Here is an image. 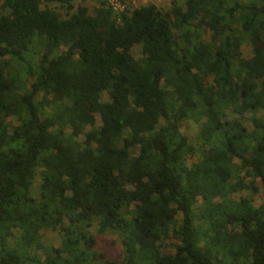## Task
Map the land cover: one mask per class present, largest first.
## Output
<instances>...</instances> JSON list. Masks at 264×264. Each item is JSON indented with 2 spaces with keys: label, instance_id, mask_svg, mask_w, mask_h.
Returning <instances> with one entry per match:
<instances>
[{
  "label": "trees",
  "instance_id": "trees-1",
  "mask_svg": "<svg viewBox=\"0 0 264 264\" xmlns=\"http://www.w3.org/2000/svg\"><path fill=\"white\" fill-rule=\"evenodd\" d=\"M97 1L0 0V264H264V0Z\"/></svg>",
  "mask_w": 264,
  "mask_h": 264
},
{
  "label": "rangeland",
  "instance_id": "rangeland-1",
  "mask_svg": "<svg viewBox=\"0 0 264 264\" xmlns=\"http://www.w3.org/2000/svg\"><path fill=\"white\" fill-rule=\"evenodd\" d=\"M173 0H135L133 3V0H127V3H130L131 5H133L134 7H139L141 5H145L148 3H154L157 6H159L161 9L167 11L170 7H171V2ZM179 2H183L184 0H177ZM88 5L93 7L98 5V1L97 0H88ZM56 5H52V7H55ZM206 38H208V35H206ZM132 53L136 58H140L141 57V53H140V47L138 45H135L134 48L132 49ZM243 54L247 57H250L252 54V48L251 46L244 44L243 45ZM103 101L108 100V96L107 94H104V97L102 99ZM228 118H231L233 116L232 112H228ZM258 115H261V113H259ZM250 118H251V113H247L244 117V123L246 126L251 128V123H250ZM97 121L98 123L101 122V119L99 116H97ZM197 130L198 127L195 126L192 122H187L183 125V131L184 133H186L189 138L192 141H195L196 139V134H197ZM84 136L80 137V140H83ZM200 159V156L198 154L196 155H190L188 157V161L187 163L190 165L191 163L197 162ZM250 180V179H248ZM256 186L258 187V193L254 196V204L255 205H259L262 200H263V196H262V182L260 179H257L256 181ZM37 188H38V184L36 183L34 186V194L37 195ZM246 195H248V190H243L239 193H237L234 197L235 198H240V197H245ZM201 198L199 199V204H201ZM42 233V239L43 242L46 244H51V245H55L57 246L59 244V236L57 233L48 230V229H43L41 231ZM98 238V244H97V249L103 252H106L107 254H113V253H118L119 251H121L122 247L120 244V241L118 239L117 236L114 235H110V234H105V235H97ZM173 241L170 239H167L164 242V252L169 253L173 251V246H172Z\"/></svg>",
  "mask_w": 264,
  "mask_h": 264
},
{
  "label": "built area",
  "instance_id": "built-area-1",
  "mask_svg": "<svg viewBox=\"0 0 264 264\" xmlns=\"http://www.w3.org/2000/svg\"><path fill=\"white\" fill-rule=\"evenodd\" d=\"M103 1H107L108 3H110L116 11H120V10L124 9V5L122 4V0H103ZM134 1L135 0H133V3H134Z\"/></svg>",
  "mask_w": 264,
  "mask_h": 264
}]
</instances>
